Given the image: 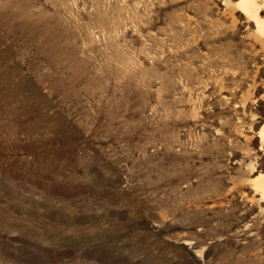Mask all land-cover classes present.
Masks as SVG:
<instances>
[{"label":"rangeland","instance_id":"1","mask_svg":"<svg viewBox=\"0 0 264 264\" xmlns=\"http://www.w3.org/2000/svg\"><path fill=\"white\" fill-rule=\"evenodd\" d=\"M0 264H264V0H0Z\"/></svg>","mask_w":264,"mask_h":264}]
</instances>
